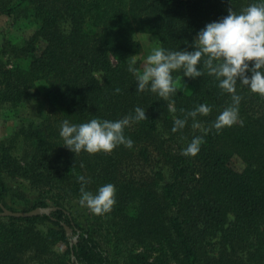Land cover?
Returning <instances> with one entry per match:
<instances>
[{
    "label": "trees",
    "instance_id": "trees-1",
    "mask_svg": "<svg viewBox=\"0 0 264 264\" xmlns=\"http://www.w3.org/2000/svg\"><path fill=\"white\" fill-rule=\"evenodd\" d=\"M259 3L0 0L7 26L23 29L17 37L0 32V107L17 110L20 120L16 140L0 139V212L17 211L7 198L33 199L26 211L55 207L48 215L0 216V264H264V97L238 82L239 119L217 133L212 124L232 97L202 62L201 77L172 73L178 91L169 100L137 92L128 71L142 50L139 34L165 51H194L206 24ZM31 97L43 106L28 107ZM200 104L212 109L197 116L202 127L193 129L189 118L173 132L175 119ZM136 107L147 119L125 128L131 148L74 154L64 147V120L116 121ZM194 137H202L199 153L182 155ZM80 176L93 194L115 185L110 212L95 215L80 204Z\"/></svg>",
    "mask_w": 264,
    "mask_h": 264
},
{
    "label": "clouds",
    "instance_id": "clouds-1",
    "mask_svg": "<svg viewBox=\"0 0 264 264\" xmlns=\"http://www.w3.org/2000/svg\"><path fill=\"white\" fill-rule=\"evenodd\" d=\"M192 47L194 51H165L163 48H155L147 56L142 73L132 66L134 61L129 64L128 71L136 77L137 92L150 91L164 100H169L178 91L172 73L182 69L186 77H201L203 72L197 70V66L202 62L208 74L219 80V88L232 97V104L212 124V128L219 133L239 119V103L242 97L236 94L238 82L264 97V3L252 4L240 14L229 8L225 17L218 22L206 24L197 33ZM249 62H252L251 67ZM115 92L119 93L120 89H115ZM134 111V116H125L116 121L93 118L86 123L72 124L64 120L60 129L64 147L74 154L82 150L89 154L111 153L119 145L131 148L134 142L124 135L125 128L133 121L147 119L145 109L136 107ZM170 111L175 112V107L170 106ZM211 111L210 106L200 104L194 110L188 111L183 119H175L172 131L182 130L189 118L193 121L192 128L200 129L202 125L197 121V116H207ZM181 112L184 110L181 109ZM240 124L243 126V121ZM203 131L207 134L209 129ZM201 143L202 137H194L182 155L196 156ZM78 181L81 182L82 206H86L95 215H104L112 210L116 202L115 185L105 184L93 194L85 190V185L89 182L85 177H78Z\"/></svg>",
    "mask_w": 264,
    "mask_h": 264
},
{
    "label": "rangeland",
    "instance_id": "rangeland-1",
    "mask_svg": "<svg viewBox=\"0 0 264 264\" xmlns=\"http://www.w3.org/2000/svg\"><path fill=\"white\" fill-rule=\"evenodd\" d=\"M7 17L4 15L0 16V32L4 31L5 28L8 30L9 36L17 37L21 36V33L23 32V29H16L17 27H8ZM28 31L24 33V35H27ZM23 35V34H22ZM139 42L141 44V53L139 55L134 56V60L136 62V66L134 65V68L137 69L138 72L142 73L144 67L146 66V59L147 56L150 55L153 51V49L157 48L156 46V40L153 36L147 35V34H139ZM99 79L101 78L100 75H98ZM43 104L39 102V99L35 97H31L28 101V107H33L36 110L41 108ZM21 111L19 110V113ZM19 116L17 114V110L9 109V107L2 105L0 107V139L1 141H6L9 138H15L13 135L16 133L17 129L16 127L20 124V120L18 119ZM26 143V142H25ZM16 150L13 149L12 152ZM29 150V147L27 148ZM25 153V152H24ZM19 157V156H18ZM231 164L234 168H240L241 163L239 159L233 158L231 161ZM11 181V180H10ZM10 186H16L14 182H10ZM33 198V196H32ZM31 198V199H32ZM30 200V199H29ZM17 202H12L9 198H7V202L10 206L15 208L17 211H26V209L30 208L32 206L33 199L28 204L21 203L20 200H16Z\"/></svg>",
    "mask_w": 264,
    "mask_h": 264
},
{
    "label": "water",
    "instance_id": "water-1",
    "mask_svg": "<svg viewBox=\"0 0 264 264\" xmlns=\"http://www.w3.org/2000/svg\"><path fill=\"white\" fill-rule=\"evenodd\" d=\"M2 211L0 212V216H13V217H27V216H35L40 214L48 215L51 211L55 209V207H35L30 211H11L4 206H1ZM66 234L70 235L71 230L68 227H65Z\"/></svg>",
    "mask_w": 264,
    "mask_h": 264
}]
</instances>
